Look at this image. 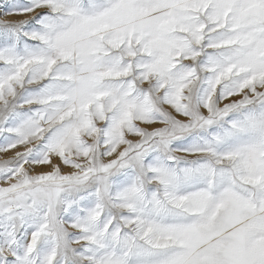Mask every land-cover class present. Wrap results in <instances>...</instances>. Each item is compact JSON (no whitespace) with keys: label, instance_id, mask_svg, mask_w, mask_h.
I'll use <instances>...</instances> for the list:
<instances>
[{"label":"snow or ice","instance_id":"6c2138e0","mask_svg":"<svg viewBox=\"0 0 264 264\" xmlns=\"http://www.w3.org/2000/svg\"><path fill=\"white\" fill-rule=\"evenodd\" d=\"M0 264H264V0H0Z\"/></svg>","mask_w":264,"mask_h":264}]
</instances>
